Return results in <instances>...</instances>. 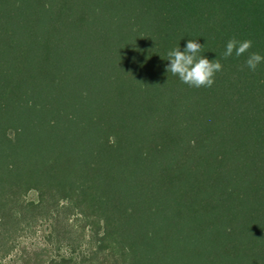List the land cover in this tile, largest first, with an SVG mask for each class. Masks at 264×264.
<instances>
[{
  "label": "trees",
  "instance_id": "obj_1",
  "mask_svg": "<svg viewBox=\"0 0 264 264\" xmlns=\"http://www.w3.org/2000/svg\"><path fill=\"white\" fill-rule=\"evenodd\" d=\"M232 37L264 55V0H0V257L45 222L46 264H264V63ZM189 39L210 88L166 71Z\"/></svg>",
  "mask_w": 264,
  "mask_h": 264
},
{
  "label": "clouds",
  "instance_id": "obj_2",
  "mask_svg": "<svg viewBox=\"0 0 264 264\" xmlns=\"http://www.w3.org/2000/svg\"><path fill=\"white\" fill-rule=\"evenodd\" d=\"M252 39L238 40L232 37L226 44L223 58L227 59L233 54L236 57H241L248 53L244 62V67L250 71H256L257 67L264 63V55L258 52H249L252 47ZM203 47L197 39H189L181 50L178 46L167 52L166 71L173 76L193 88H210L215 82V77L218 72L223 70V65L220 59H209L202 55ZM163 58V57H162Z\"/></svg>",
  "mask_w": 264,
  "mask_h": 264
},
{
  "label": "rangeland",
  "instance_id": "obj_3",
  "mask_svg": "<svg viewBox=\"0 0 264 264\" xmlns=\"http://www.w3.org/2000/svg\"><path fill=\"white\" fill-rule=\"evenodd\" d=\"M36 198L37 193L34 190L26 194L28 200ZM49 226L45 222H37L30 230H26L19 237L17 247L8 248L1 254V264H46L55 254L53 242L47 239Z\"/></svg>",
  "mask_w": 264,
  "mask_h": 264
}]
</instances>
